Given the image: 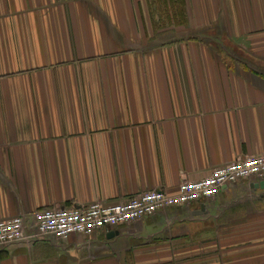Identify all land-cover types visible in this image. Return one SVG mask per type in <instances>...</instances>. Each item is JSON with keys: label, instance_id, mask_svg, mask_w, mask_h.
Masks as SVG:
<instances>
[{"label": "crops", "instance_id": "obj_1", "mask_svg": "<svg viewBox=\"0 0 264 264\" xmlns=\"http://www.w3.org/2000/svg\"><path fill=\"white\" fill-rule=\"evenodd\" d=\"M260 154L264 0H0V219L175 194ZM0 264H264V177Z\"/></svg>", "mask_w": 264, "mask_h": 264}, {"label": "built area", "instance_id": "obj_2", "mask_svg": "<svg viewBox=\"0 0 264 264\" xmlns=\"http://www.w3.org/2000/svg\"><path fill=\"white\" fill-rule=\"evenodd\" d=\"M252 177H264V154L238 158L215 167L199 180H184L175 194L152 189L113 204L97 200L71 207L43 208L32 213L30 222L24 216L0 219V248L48 237L59 240L72 235L90 237L99 231L140 221L168 207L213 198L225 185Z\"/></svg>", "mask_w": 264, "mask_h": 264}, {"label": "rangeland", "instance_id": "obj_3", "mask_svg": "<svg viewBox=\"0 0 264 264\" xmlns=\"http://www.w3.org/2000/svg\"><path fill=\"white\" fill-rule=\"evenodd\" d=\"M187 24V23H185ZM230 48H232V52H236V53H243L242 50L235 44H233Z\"/></svg>", "mask_w": 264, "mask_h": 264}, {"label": "trees", "instance_id": "obj_4", "mask_svg": "<svg viewBox=\"0 0 264 264\" xmlns=\"http://www.w3.org/2000/svg\"><path fill=\"white\" fill-rule=\"evenodd\" d=\"M178 16H179L178 13H175V14L168 13V17H169L171 20L179 19Z\"/></svg>", "mask_w": 264, "mask_h": 264}]
</instances>
